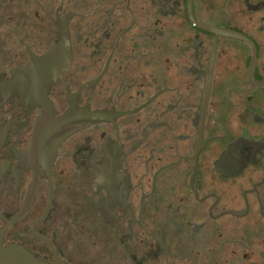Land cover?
I'll list each match as a JSON object with an SVG mask.
<instances>
[{
    "label": "flooded vegetation",
    "instance_id": "1",
    "mask_svg": "<svg viewBox=\"0 0 264 264\" xmlns=\"http://www.w3.org/2000/svg\"><path fill=\"white\" fill-rule=\"evenodd\" d=\"M5 226L51 264H264V0H0Z\"/></svg>",
    "mask_w": 264,
    "mask_h": 264
},
{
    "label": "water",
    "instance_id": "2",
    "mask_svg": "<svg viewBox=\"0 0 264 264\" xmlns=\"http://www.w3.org/2000/svg\"><path fill=\"white\" fill-rule=\"evenodd\" d=\"M43 124V119L40 121ZM17 218H14L15 220ZM13 220L9 221L11 223ZM7 226L0 231V264H51L36 258L28 249L19 244H2V235ZM57 264H64L58 262Z\"/></svg>",
    "mask_w": 264,
    "mask_h": 264
}]
</instances>
